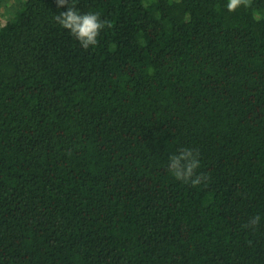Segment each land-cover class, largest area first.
<instances>
[{
  "label": "trees",
  "instance_id": "trees-1",
  "mask_svg": "<svg viewBox=\"0 0 264 264\" xmlns=\"http://www.w3.org/2000/svg\"><path fill=\"white\" fill-rule=\"evenodd\" d=\"M8 1L0 264H264V0H74L111 24L87 50L56 0Z\"/></svg>",
  "mask_w": 264,
  "mask_h": 264
},
{
  "label": "clouds",
  "instance_id": "clouds-1",
  "mask_svg": "<svg viewBox=\"0 0 264 264\" xmlns=\"http://www.w3.org/2000/svg\"><path fill=\"white\" fill-rule=\"evenodd\" d=\"M57 7H66L65 11L54 16L55 21L61 28L67 30L80 44L87 50L95 47L98 43V36L102 29L111 28V24L101 20L96 12H87L81 14L75 6L74 0H56ZM250 0H228L227 10L235 11L241 6L247 7ZM200 168L199 150L182 147L177 154L169 156L167 165L168 172L177 180L184 184H190L196 187L209 180L206 173L198 172ZM261 223L259 215L249 219L245 228H255Z\"/></svg>",
  "mask_w": 264,
  "mask_h": 264
},
{
  "label": "rangeland",
  "instance_id": "rangeland-1",
  "mask_svg": "<svg viewBox=\"0 0 264 264\" xmlns=\"http://www.w3.org/2000/svg\"><path fill=\"white\" fill-rule=\"evenodd\" d=\"M17 0H9L8 3L14 2ZM6 5H0V26L4 24L8 18V12H6Z\"/></svg>",
  "mask_w": 264,
  "mask_h": 264
}]
</instances>
